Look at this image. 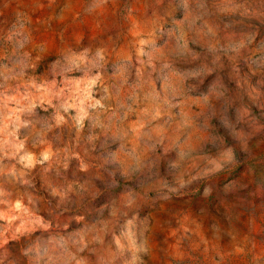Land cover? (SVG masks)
<instances>
[{
	"label": "rangeland",
	"instance_id": "1",
	"mask_svg": "<svg viewBox=\"0 0 264 264\" xmlns=\"http://www.w3.org/2000/svg\"><path fill=\"white\" fill-rule=\"evenodd\" d=\"M245 12L264 7L0 0V264H264V28L250 41ZM226 92L247 189L205 198L198 163L159 161L215 138L196 129Z\"/></svg>",
	"mask_w": 264,
	"mask_h": 264
},
{
	"label": "clouds",
	"instance_id": "2",
	"mask_svg": "<svg viewBox=\"0 0 264 264\" xmlns=\"http://www.w3.org/2000/svg\"><path fill=\"white\" fill-rule=\"evenodd\" d=\"M250 5L264 7V0H246ZM248 19L250 30L253 34L249 36L250 41L261 42V29L264 28V14L259 18L245 12L244 17ZM240 19V17H237ZM209 74L212 70L209 69ZM203 83L196 85L202 87ZM242 102L235 100L230 92L221 93L209 101L205 110L201 113L204 125L196 129L197 132L211 133L214 139L205 141L198 145L195 152L188 148L178 155L175 151L169 152L167 158L159 161L160 172L168 173L173 170H189L194 164H199L197 176L207 181L204 184L203 195L205 198L214 193L219 197H225L246 191L247 185L235 190L229 188L238 168L245 166L244 156L247 151L237 140L234 129L238 124L234 121L235 112L242 107ZM261 119H264V110H259ZM211 163H208V161ZM254 182L259 184L264 180V174H256L253 170ZM221 177V179H214Z\"/></svg>",
	"mask_w": 264,
	"mask_h": 264
}]
</instances>
